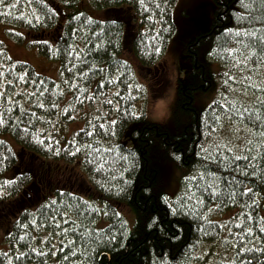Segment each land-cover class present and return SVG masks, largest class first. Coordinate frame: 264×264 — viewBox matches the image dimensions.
Returning <instances> with one entry per match:
<instances>
[{"label":"trees","instance_id":"obj_1","mask_svg":"<svg viewBox=\"0 0 264 264\" xmlns=\"http://www.w3.org/2000/svg\"><path fill=\"white\" fill-rule=\"evenodd\" d=\"M176 1L88 0L106 16L99 20L84 0H0L6 37L25 44L23 30L26 45L60 63L59 81L42 76L0 38V227L9 246L0 264H264V0H214L210 29L184 44L193 69L179 83L170 129L138 114L146 92L121 55L127 47L142 68L157 69L176 34ZM231 48L242 50L239 63L229 61ZM207 55L220 62V80ZM217 80L222 97L196 109V96ZM77 119L85 127L66 138ZM222 121L234 127L224 142L238 145L222 144ZM134 123L128 148L121 139ZM212 127L222 141L207 150L202 137ZM17 151L80 163L93 195L62 190L37 202L36 171ZM164 162L192 173L175 199Z\"/></svg>","mask_w":264,"mask_h":264},{"label":"rangeland","instance_id":"obj_2","mask_svg":"<svg viewBox=\"0 0 264 264\" xmlns=\"http://www.w3.org/2000/svg\"><path fill=\"white\" fill-rule=\"evenodd\" d=\"M87 10L90 15L96 19H103L106 16L100 11H95L90 7L88 0H84ZM215 10L214 0H177L173 9V19L175 21L176 34L174 33L173 38L168 46V49L164 55L162 63H160L157 69L147 70L142 68L135 55H133L126 47L121 57L132 64L137 80L146 92V100L138 102V114L145 113L148 120L153 123L159 124L170 129L174 128L173 112L178 100V87L181 80L187 78L188 72H191L192 65L185 59L184 56V44L188 40H192L201 32H206L210 29L213 21V13ZM21 33L25 36V44H18L15 41L10 40L6 37V30L0 26V38L6 43L10 56L16 61H23L31 64L36 72L42 76L49 77L52 80H60V63L57 60H48L41 56L36 47L26 45L27 42H31L29 36L25 35V31L21 30ZM242 50H234L231 48L228 59L231 62H236L241 59ZM209 59L205 60V64H208L212 74L216 75V78L220 80L219 73L222 70L220 62L213 61L211 55H207ZM242 71L247 67L242 65ZM215 77V76H214ZM216 81L210 83L203 88V91L196 96L195 108L198 110H207L215 102L216 98L222 97V91L224 86ZM162 101V103H161ZM142 105V103H144ZM229 118V117H228ZM232 121L231 118L227 119ZM229 121V123H230ZM84 119H77L70 123L66 127L64 136L69 138L74 132L79 131L85 127ZM138 124L134 123L126 129L121 140L126 144L128 148H131L135 144V140L132 137L131 131L137 127ZM230 128H234L232 124L222 123L216 127L218 131L223 133L222 144L238 145L237 142L226 143L224 141L234 140V134L230 135ZM204 137V136H203ZM202 142L204 148H214L219 146V140L215 127H212L210 132L205 135ZM244 139V138H243ZM239 142V144L243 141ZM120 140V141H121ZM13 143V142H12ZM201 143V144H202ZM200 144V145H201ZM13 147L17 150L18 145L13 143ZM218 149L217 148H214ZM213 150V149H207ZM207 150H200L207 154ZM18 152V151H17ZM19 163L25 170L36 171L34 173L37 180L36 184L40 188L34 191L35 196L38 197L37 202H41L46 195H51L53 192L62 190L74 191L76 194L82 196H92L93 191L87 185L85 181V175L81 170L80 163L74 162L67 164L63 161L48 160V162L39 161L30 154L22 153L21 151L17 154ZM43 166H46L48 170L44 171ZM162 172L164 177V185L166 188V194L169 198L175 199L179 195L183 179H187L192 176L191 172H181L178 167L172 162H164L162 165ZM106 171V170H105ZM83 173V174H82ZM4 202L0 201V212H2ZM118 207V211L127 220L129 225H134V216L131 211L125 207ZM230 216H225L224 220L229 219ZM10 226V221L4 222L1 226ZM131 227V226H130ZM5 230L6 227H0V253L8 252L9 246L5 244ZM47 235H44L46 238ZM55 244V243H54ZM211 245H206L202 249L207 251ZM216 246L222 247L221 243H217ZM218 258H225L223 252L218 250ZM216 255L211 259L213 262L216 259ZM199 259V258H198ZM200 260V259H199Z\"/></svg>","mask_w":264,"mask_h":264},{"label":"snow or ice","instance_id":"obj_3","mask_svg":"<svg viewBox=\"0 0 264 264\" xmlns=\"http://www.w3.org/2000/svg\"><path fill=\"white\" fill-rule=\"evenodd\" d=\"M14 6V5H13ZM157 51H159V49H157ZM238 63H239V61H238ZM137 87H139V86H137ZM255 87H257V88H259L260 87V85H255ZM109 103H111L110 101H109ZM41 107H42V105H41ZM240 115H242V113H240ZM3 121H2V119H0V123H2ZM113 123H115V121H113ZM99 127H103V125H100ZM92 133H89V135H91ZM108 151H111V149H108ZM228 151L230 152L231 151V149H228ZM237 159H240V157H237ZM246 159V158H245ZM193 179H196V177H193ZM244 191H250L249 189H244ZM65 215H68V213H64ZM242 251H244V249H241Z\"/></svg>","mask_w":264,"mask_h":264},{"label":"clouds","instance_id":"obj_4","mask_svg":"<svg viewBox=\"0 0 264 264\" xmlns=\"http://www.w3.org/2000/svg\"><path fill=\"white\" fill-rule=\"evenodd\" d=\"M161 103H162V101H161Z\"/></svg>","mask_w":264,"mask_h":264}]
</instances>
